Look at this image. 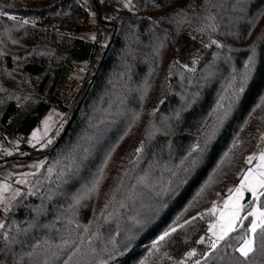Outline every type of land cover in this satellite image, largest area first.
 Returning <instances> with one entry per match:
<instances>
[{"label": "trees", "instance_id": "1", "mask_svg": "<svg viewBox=\"0 0 264 264\" xmlns=\"http://www.w3.org/2000/svg\"><path fill=\"white\" fill-rule=\"evenodd\" d=\"M99 8L0 0V137L68 114L55 173L6 216L0 264H264L259 229L247 260L236 250L251 217L215 249L206 238L207 208L264 133V0H132L100 15L110 34L70 108V48Z\"/></svg>", "mask_w": 264, "mask_h": 264}, {"label": "rangeland", "instance_id": "2", "mask_svg": "<svg viewBox=\"0 0 264 264\" xmlns=\"http://www.w3.org/2000/svg\"><path fill=\"white\" fill-rule=\"evenodd\" d=\"M99 2V10L91 13L89 24L83 27V29L77 34L76 43L73 45L74 53H76V56L80 59V67L74 65L75 60H73V69L59 92L60 99L70 108L73 105L77 90L84 82L90 67L89 56L91 54V44L96 43L97 40L99 42H105L110 34L104 24L98 23V18L100 14L103 20L114 18L111 14L112 7L106 2V0H99ZM131 5L132 0H114V8L120 13L129 11ZM40 23L46 26H52L54 22L53 20H46ZM97 23L98 27L96 25ZM63 25H66L65 22ZM97 36L100 38L98 39ZM204 45L207 47L206 44ZM67 115L68 114L60 108L52 107L44 116L40 124L34 128L30 134L21 133L14 135L11 133H5L4 137H0V161L5 160L12 155H15L16 157L30 155L35 150L44 149L49 143V151L43 153L39 157L11 160L7 164L0 166V225H4L9 210L23 192L27 191L36 194L43 188L45 182L55 173L57 161L52 154L53 144L67 121ZM34 133L35 136H33ZM262 137H264V133L260 134L257 139L255 150L249 155L255 156L256 159H253L250 163L246 160L241 170L235 175L233 181L225 187L219 197L207 208L208 212L214 217L209 225L217 223L220 213L225 210L224 201L228 200L230 196H236L234 190L240 187L243 176L247 174L250 169L257 171L260 170L258 168V165L261 163L259 155L264 151V139H262ZM254 160H257V162L255 163ZM230 189L233 191L230 192ZM258 191L264 193V189H259ZM242 192L243 198L240 203L245 205V207L240 213L241 219L236 222L235 230L251 217L248 214L253 209L258 208L261 211H264V195H260L258 200H254L251 192L246 189H242ZM248 195L249 201L246 203L245 200ZM214 208L215 212H213ZM243 217L248 218L243 219ZM251 219H249V227ZM1 228L2 227H0V230ZM216 231H218V229L210 231L208 228L206 238L211 243L216 241V244L218 245L223 240H216V236L214 235V232ZM250 236L251 233H249L246 238ZM242 243L243 241L240 243L239 247Z\"/></svg>", "mask_w": 264, "mask_h": 264}, {"label": "snow or ice", "instance_id": "3", "mask_svg": "<svg viewBox=\"0 0 264 264\" xmlns=\"http://www.w3.org/2000/svg\"><path fill=\"white\" fill-rule=\"evenodd\" d=\"M9 18L15 19V17ZM25 23H27V21H25ZM246 78L247 74L245 75V79ZM242 90L243 87L241 86V91ZM33 136H35V133ZM262 139H264V137H262ZM139 151H141V149H137V152ZM253 159H256V157L249 156L247 161L250 163ZM259 160L261 161V163L258 165L260 170L257 171L250 169L249 172L243 176L240 187L234 190L236 196H230L228 200L224 201L225 210L220 213L217 223L209 225L210 231L213 229H218V231L214 232L217 241L224 240L230 232L235 231L236 222L241 219L240 213L245 207V205L240 203L241 199L243 198L242 189H246L247 191L251 192L254 200H258L260 195H264V193L258 191L259 189H264V151L260 153ZM229 191L232 192L233 190L230 189ZM213 212H215V208L213 209ZM248 215L252 217L250 221V227L247 229V232L251 233V236L245 238L242 245L236 249L240 253V256L244 257L245 260H247L249 254L254 251L257 230L259 229L260 234L264 236V211L256 208L249 212ZM247 218L248 217H243V219ZM0 227H3V225H0ZM85 231H87V229H85ZM172 231L174 232L175 228H173ZM167 235H169V233L166 232L164 236L160 237V239L163 240ZM81 243H83V240H81ZM210 247L215 249L217 247L216 241H213ZM76 251L78 252L79 248H77ZM194 254V252L189 253V255ZM73 255H75V252ZM69 259H71V257Z\"/></svg>", "mask_w": 264, "mask_h": 264}, {"label": "crops", "instance_id": "4", "mask_svg": "<svg viewBox=\"0 0 264 264\" xmlns=\"http://www.w3.org/2000/svg\"><path fill=\"white\" fill-rule=\"evenodd\" d=\"M117 10V9H116ZM118 11V10H117ZM90 21V20H89ZM89 24V23H88ZM97 25V27H98V23L96 24ZM83 29V28H82ZM97 38L99 39L100 37L99 36H97ZM108 39V38H107ZM107 41V40H106ZM105 41V42H106ZM104 41L102 42H100V43H105ZM99 44V41L97 40V42L96 43H92L91 44V54H90V56L89 57H91V55H92V53H93V51L96 49V47H97V45ZM70 50H71V52L73 53V55L74 56H76V53H74V46H72L71 48H70ZM77 57V56H76ZM76 62H79L80 63V59H78L77 58V60L75 61V63ZM81 64V63H80ZM77 67H80V66H77ZM254 162L256 163L257 162V160H254Z\"/></svg>", "mask_w": 264, "mask_h": 264}, {"label": "built area", "instance_id": "5", "mask_svg": "<svg viewBox=\"0 0 264 264\" xmlns=\"http://www.w3.org/2000/svg\"><path fill=\"white\" fill-rule=\"evenodd\" d=\"M106 2L112 7V12H111L112 16L117 17V16H121L122 15V13H120L119 11H117L114 8V0H106ZM75 65L76 66H80V63L76 62Z\"/></svg>", "mask_w": 264, "mask_h": 264}, {"label": "water", "instance_id": "6", "mask_svg": "<svg viewBox=\"0 0 264 264\" xmlns=\"http://www.w3.org/2000/svg\"><path fill=\"white\" fill-rule=\"evenodd\" d=\"M249 201V195L247 196V199L245 200V202L247 203Z\"/></svg>", "mask_w": 264, "mask_h": 264}]
</instances>
